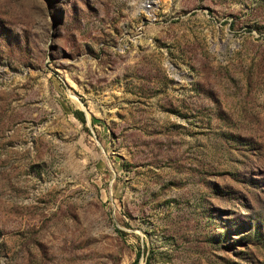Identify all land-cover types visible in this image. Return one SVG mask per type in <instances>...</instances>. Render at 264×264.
Here are the masks:
<instances>
[{
    "label": "rangeland",
    "instance_id": "374dc122",
    "mask_svg": "<svg viewBox=\"0 0 264 264\" xmlns=\"http://www.w3.org/2000/svg\"><path fill=\"white\" fill-rule=\"evenodd\" d=\"M0 264H264V0H0Z\"/></svg>",
    "mask_w": 264,
    "mask_h": 264
},
{
    "label": "trees",
    "instance_id": "16d2710c",
    "mask_svg": "<svg viewBox=\"0 0 264 264\" xmlns=\"http://www.w3.org/2000/svg\"><path fill=\"white\" fill-rule=\"evenodd\" d=\"M74 114H75V116H76L81 122L84 121V117H83V112H82V111H78V110H76V111L74 112ZM137 259H138V255L136 256L135 261H137Z\"/></svg>",
    "mask_w": 264,
    "mask_h": 264
},
{
    "label": "bare ground",
    "instance_id": "6f19581e",
    "mask_svg": "<svg viewBox=\"0 0 264 264\" xmlns=\"http://www.w3.org/2000/svg\"><path fill=\"white\" fill-rule=\"evenodd\" d=\"M150 1V0H149Z\"/></svg>",
    "mask_w": 264,
    "mask_h": 264
}]
</instances>
